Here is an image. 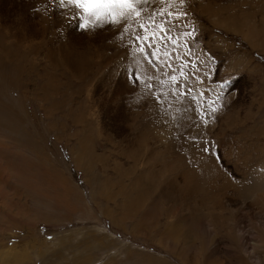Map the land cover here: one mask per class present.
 Here are the masks:
<instances>
[{
  "label": "rangeland",
  "instance_id": "374dc122",
  "mask_svg": "<svg viewBox=\"0 0 264 264\" xmlns=\"http://www.w3.org/2000/svg\"><path fill=\"white\" fill-rule=\"evenodd\" d=\"M2 1L0 264H206V248L200 236L188 238L195 246L194 258L192 255L190 259L164 242L163 234L169 226L165 224L173 219L166 217L164 210L167 207L160 208L163 225H134L136 217L119 220L125 193L136 194L135 179L122 177L116 164L118 161L128 167L134 163L121 153L129 146L128 133L134 135L133 129L126 130L125 127L129 125L132 113H137L141 121L152 117L155 111L153 100L145 95L142 87L132 83L133 90L116 97L107 84L105 73L122 60L123 51L130 48L128 34H124L122 43L120 33L113 27L95 34L82 31L78 25L83 44L74 46L94 55L93 60L98 63V71L83 79L66 59L58 65L49 58L54 36L60 34L57 38L64 43L63 48L72 44L70 31L60 29L57 24L56 11L44 15V0H30L32 15L29 16L20 6L12 8L13 0ZM257 1L186 0L181 6L167 2L161 5L159 0H153L152 4L156 8L188 11L198 28V42L189 41L191 53L184 47L183 37L178 47L174 48L168 42L160 51L179 53L191 60L192 67L184 65L186 74L191 72L201 78L207 77L203 84L192 80L188 83L194 84L196 93L206 92V97L200 101L201 111L206 108L207 99L216 101L214 106L218 111L214 119L191 131L188 138H198L204 145L210 142L211 152L217 153L222 168L244 187L250 185L253 170L264 171V133L259 130L264 123V52L238 29L223 24L217 17L238 14L241 9L251 10L258 24L261 14L258 7L264 2L255 5ZM152 6H148L147 11H151ZM31 19L35 24L44 21L47 27L50 25L45 40L41 34L37 35ZM20 33L23 34L21 40ZM172 34L176 35L177 30L173 29ZM104 43L108 47H104ZM172 63L179 68L180 60ZM124 67L121 65L117 77L124 72L126 65ZM127 70L128 75L134 70V61ZM48 72L58 77L63 91V96L57 97L62 102L54 110L45 108L52 101H45L44 92L38 90L40 83L48 81ZM174 74L179 76V71ZM221 82H227L222 90ZM217 93L220 99L216 98ZM121 107L130 110L126 113L131 116L125 122L124 117H120ZM194 107L187 101L183 104L179 101L178 109H175L178 131L186 134L198 120ZM110 131L120 138L119 144L108 140ZM83 138L87 139L84 147L80 143ZM144 166L141 160L138 168ZM244 199L235 192L225 196L219 210L232 218L229 225L218 224L209 218L214 224L212 242L217 251L210 260L218 259L216 261L225 264H256L246 255L242 243L236 245L233 242V233H230L231 229L241 227L248 237L253 236L264 243V225H258L259 222L264 224V220L257 221L253 215L254 211H262L264 207L254 204L251 199L245 200L253 204V208L245 206ZM240 208L245 210L240 211ZM246 209L253 210L247 212Z\"/></svg>",
  "mask_w": 264,
  "mask_h": 264
},
{
  "label": "bare ground",
  "instance_id": "6f19581e",
  "mask_svg": "<svg viewBox=\"0 0 264 264\" xmlns=\"http://www.w3.org/2000/svg\"><path fill=\"white\" fill-rule=\"evenodd\" d=\"M4 1L5 0L2 2L4 3ZM260 2H264V0H258L255 5ZM44 3H46V6L44 4L46 7L44 9V15L47 12H52V10L56 11V19H58L57 24L60 25V29H67L71 33V38L69 40L72 44L69 43V48H63L64 43L62 42V45V43L58 41L57 37H59L60 34L56 35L57 37L54 36L51 46L49 47V58L51 62L61 65L62 59H66L73 71L83 79L91 75V73L94 74L95 71H98V65H96L97 62L96 60H93L95 56L93 55V57L92 54L89 55L76 47L83 44V37L81 36V31L77 30V27L81 22L80 19H68V17L72 15L71 6L66 10L53 2V0H44ZM11 5L13 6H11L12 8L16 9L20 6L25 10L26 15H32L30 14L32 8L30 0H24V3H22V0H13ZM258 9L261 11V14L259 15L260 23L258 24L255 23L254 12L251 10L248 12V10L245 9H241L238 14L230 13L226 16H218L217 20L225 25L238 29L257 49L264 52V4H261ZM61 12H64V14ZM44 23L45 22L42 21L35 24V22L32 21V25H34L37 35L41 34L45 40L50 25L47 27ZM101 30H97L94 33L96 34ZM50 33L51 36L54 35L52 32ZM22 35L20 36V40L22 39ZM103 46L108 47V45L105 46V43ZM1 49L3 51V48ZM110 57H108V59ZM133 61L134 57L131 54V49L126 48L123 51V59H119L117 64L113 67L110 66L111 69H108L105 73L108 78L106 79L108 80L107 84L110 91L115 94L114 96L119 97L120 95L127 94L128 90L130 91V89H134L129 80L127 70L128 65ZM121 65L123 68H125L124 66L126 65V69H124L123 73H119L120 76L117 77ZM48 75V81L40 83L38 85V90L44 92L43 98L45 101H52L50 106L45 108L48 110H54L60 106L62 102L60 99H57V97L63 96V91L58 77L51 72H48ZM167 90V87H165L164 91ZM145 95L148 96L146 92ZM169 99H172V97H169ZM178 103L179 101L177 100L168 108L171 117L169 118L164 116L158 106L153 102L152 106L155 108L154 115L148 119L145 117L141 121L138 120L139 117L137 116V113L136 115H133L132 113L131 116L126 113L127 111L130 113V110L121 107V113L123 112L124 114L122 113L123 115L121 114L122 116L120 115V117H124V122L128 120L129 116H131L129 118L131 121H129V125L125 128L126 130L133 129L134 133V135L132 132L130 134L128 133L130 142L127 141L128 139L126 136L125 140L127 139L126 141L129 146H125L121 153L133 159L134 163L128 164V167L122 162L116 161V164L119 165L117 168L122 177L135 179L133 187L135 188L136 194L132 195L128 191L125 193V204H123L124 206L119 220L128 217H136L138 219L134 225H145V227L148 225H163V222L160 220V216L162 215L160 208L167 207V210H164L167 212L166 217H173V219H170L165 224L169 225L166 232L163 234L164 242L166 241L168 243L167 245L172 246L174 250H177L183 256H189V259L192 255V258H194V241L189 240L188 238L200 236L206 248L204 255L206 257V264H225L224 262L216 261L218 259L210 260L217 251L213 248L214 243L212 242L214 239L213 232L215 231L212 227L214 224L209 222V218H213V221L218 224L229 225L232 218L226 216L222 209L219 210V207L224 203V198L228 192H235V194H239L242 198L251 199L254 204L257 203V205L260 204V206L262 205L264 207V171L260 168L253 170L251 173V183L246 187L237 183L222 168L217 153L203 152L202 148L204 147V144L202 141L193 145L192 140L188 138V134L200 126H198L199 118L192 124L190 130L186 134L178 131L177 124L179 119L178 112L175 110L178 109L176 108ZM123 104H125V102ZM115 105L114 107H116ZM120 106L118 107L120 108ZM116 109L117 108H115V110ZM136 112L138 111L136 110ZM81 115L82 114H80V116ZM116 115L119 116V113ZM259 130L261 133H264V123ZM108 138L109 141L119 144L120 138L117 139V134L115 132L113 133L110 131ZM86 142V138H83L82 140L80 139V143H82L83 147ZM127 143H125V145ZM188 152L190 153L188 154ZM101 157L102 156H100V159H102ZM192 159L193 161H191ZM141 160L144 162L145 166L138 168V163ZM107 186H109L110 189L108 182ZM110 194H112V191ZM245 199L242 202L243 205L250 206L251 203H247V200ZM243 205L241 204L240 207ZM241 210L245 209L240 208V211ZM248 210L251 212L253 209ZM263 210L253 212L254 218H256L257 221H261V218L264 220V216H262L264 215ZM245 212L246 211H244V213ZM247 212L246 216L249 217ZM252 220L250 219V221ZM239 221L241 220L239 219ZM258 225L264 224L259 222ZM230 233H233L232 240L236 245L237 243H242L244 245L246 248V255H248L254 263L264 264V243L258 239L255 240L253 236L251 238L248 237V235L244 233V229L241 227L231 229ZM19 253L16 256H19ZM16 256L15 258H17Z\"/></svg>",
  "mask_w": 264,
  "mask_h": 264
},
{
  "label": "snow or ice",
  "instance_id": "6c2138e0",
  "mask_svg": "<svg viewBox=\"0 0 264 264\" xmlns=\"http://www.w3.org/2000/svg\"><path fill=\"white\" fill-rule=\"evenodd\" d=\"M53 2L63 9L71 6L72 15L68 19L79 18L81 21L79 27L82 31L95 32L113 27L120 33L119 39L122 43L124 34H128L127 45L134 57V70L129 73V80L144 89L164 116L171 118L168 108L178 100L182 104L187 101L189 105H195L193 110L199 117L198 126H206L214 119V114L218 111L214 106L216 101L205 100L206 108L201 111L200 101L206 97V92L196 93L194 84L188 83L192 80L203 84L207 77L201 78L191 72L186 74L184 65L192 67L191 60L181 57L179 53L173 55L168 51H160L161 46L166 47L168 42L174 48L178 47L183 37L184 47L191 53L192 44L189 41L198 42L196 41L198 28L190 19L188 11L180 8L176 10L156 8L152 6L153 0H53ZM165 2L169 5L186 4V0H159L161 5ZM148 6H152L151 11H147ZM173 29L177 30L176 35L172 34ZM173 60H180L179 68L173 65ZM196 67L199 68V64ZM177 71L179 76L174 74ZM181 79L184 81L183 84ZM226 86L227 82L219 84L221 90ZM165 87L167 91H164ZM216 98L220 99L219 93ZM192 143L198 144L199 139L193 137ZM202 151L211 152L210 142L205 143Z\"/></svg>",
  "mask_w": 264,
  "mask_h": 264
}]
</instances>
